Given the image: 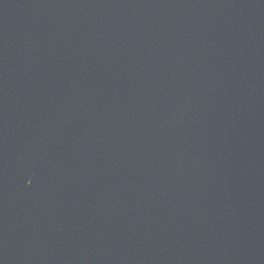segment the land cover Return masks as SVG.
Instances as JSON below:
<instances>
[{
    "label": "water",
    "instance_id": "obj_1",
    "mask_svg": "<svg viewBox=\"0 0 264 264\" xmlns=\"http://www.w3.org/2000/svg\"><path fill=\"white\" fill-rule=\"evenodd\" d=\"M0 264H264V0H0Z\"/></svg>",
    "mask_w": 264,
    "mask_h": 264
}]
</instances>
